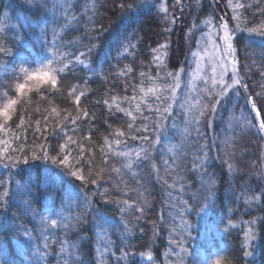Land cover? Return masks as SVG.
<instances>
[{"label":"snow or ice","instance_id":"obj_1","mask_svg":"<svg viewBox=\"0 0 264 264\" xmlns=\"http://www.w3.org/2000/svg\"><path fill=\"white\" fill-rule=\"evenodd\" d=\"M110 2L118 20L127 18L128 35L114 36L105 50L102 41L92 42L99 37L91 36L96 30L99 0H85L83 4L80 0H19L18 4L10 0L7 5L0 0V167L6 173V178L0 174V222L7 221L9 209L19 202L25 216H30L35 225H21L23 236L15 254L10 243L0 242V264H48L53 254L56 264H85L79 254L80 244L71 241L69 233L89 223L90 210L95 212L92 237L83 235L78 239L95 244V264H105V257L114 258L115 264H138L130 237L137 229L141 235L146 234L141 221L145 220L151 204L139 170L148 161H153L156 179L168 189L171 224L164 264H256V253L264 243V149L247 165L257 174L255 187L249 181L239 185V192L230 186L226 213L221 210L215 214L217 180L209 165L213 160L218 161L234 176L239 170L233 163L237 151L241 160L247 155V145L241 141L247 136L264 141V47H259L260 62L252 59L251 64L241 62L238 48L243 44L246 52L251 49L255 54L256 37L264 39V0H212L208 5L209 18L201 24L193 23L185 33L191 62L186 53L185 60L172 70H168L174 56L170 36L178 17L170 11L166 0ZM195 2L200 7L201 0ZM221 5L224 14L216 17V8ZM172 8H179L183 16V0H175ZM16 9L32 14L34 20L13 18ZM142 15L160 17L167 25L168 35L163 43L149 48L144 57L149 71L139 73L140 84L131 85V95L106 94L103 103L108 110L104 119L107 129L100 143L94 140L100 133L96 127L98 118L82 104L87 94L68 77L75 76L81 66L91 70L94 61L90 62L89 58L93 54L106 57L114 50L113 46H117L118 64L122 59L134 58L143 37L138 36L132 25ZM72 32L81 34L69 39ZM196 32H200L198 38ZM134 39L137 43L132 42ZM193 39L195 50L191 49ZM25 48L32 51L23 55L21 50ZM248 58L245 56V61ZM256 73L258 78L250 87L249 80ZM116 75L123 79L127 92L134 68L125 65ZM58 97L71 101L75 107H61ZM233 100L235 105L225 109L229 115L224 134H214L209 145L208 134L202 127L204 121L213 129L221 107ZM99 103L97 100L96 104ZM124 117L126 130L122 125L113 126ZM172 140L177 142L165 143L161 149V175L154 154L162 141ZM189 147L195 149L191 153V168ZM26 170L36 171V179L31 176L27 180L16 179ZM189 171L199 181L191 192V202L183 198L193 187L186 179ZM113 192H119L123 198H114ZM173 192L180 195L174 196ZM95 198L119 207V224L123 225L119 255L112 239V229H118L119 224L114 225L93 208ZM241 200L244 211L237 217ZM74 208L83 211L73 215ZM253 210L259 215H252ZM193 214L195 223L186 219ZM165 222L163 212L159 221H150L148 259H141L139 264H152L153 245ZM233 232L243 233L239 247H221L225 234Z\"/></svg>","mask_w":264,"mask_h":264},{"label":"trees","instance_id":"obj_2","mask_svg":"<svg viewBox=\"0 0 264 264\" xmlns=\"http://www.w3.org/2000/svg\"><path fill=\"white\" fill-rule=\"evenodd\" d=\"M190 2L189 6L185 7L184 14L181 17L178 16L176 13L175 15L178 17L177 23L173 26L174 31L171 33L170 39L172 41L171 51L173 52L174 56L171 60L168 70H172L173 67H178L180 61L185 60V54L189 53V45L185 43V33L191 27L193 23L201 24L203 20L208 19L211 13V8L208 5H211L210 2L207 0H201L200 7H197L195 4V0H188ZM204 1V2H203ZM18 4L19 0H15ZM85 0H80V3L83 4ZM169 4L170 11H174L172 8V0H166ZM10 3V0H3V4L7 5ZM196 6V7H195ZM99 8V12L95 15V31L91 32V36L93 38L99 37V40L93 39L92 42L99 43L102 41L104 43L105 50H108V43L112 40L114 36L119 35H128L125 28L127 25V18H122L118 20V14L114 11L110 0H99L97 4ZM2 10V9H0ZM224 7L221 5L219 8H216L215 16L218 17L224 14ZM13 18L16 16L21 17V19H27L28 22H32L34 20V16L30 13H25L19 9H16L12 12ZM230 15V13H229ZM83 24L84 21L81 22V33L83 31ZM132 27L138 30V36L143 37L142 45L136 50V54L133 57H128L127 59H122L120 63H117L116 56L117 52L115 48L117 46H113L111 52L108 53V56L103 57L98 54H93L92 57L89 58L91 63V70L78 68L76 75L71 76L69 75L68 79L71 83L77 84L87 94V98H82L83 106L87 107L91 112H94L97 116L96 127L100 128V133L94 137V140H98L102 143V135L105 134V130L107 129V125L104 124V119L107 117V108L103 103V100L106 98V94H119L120 96L123 95H131L132 88L131 85L134 83L136 85L140 84L139 73L141 71H149L148 68V60L144 59L149 52L150 47H155L157 43H163L165 41V37L168 33L165 32V28L167 25L161 22V18L157 16H150V15H142L139 22H133ZM131 31V29H129ZM81 33L72 32L69 33L68 38L71 39L75 35H79ZM200 32L195 33V37H199ZM33 42L35 40L32 37ZM89 41L85 38L84 43L87 44ZM133 43H137V40H133ZM256 44L255 47V54H252L251 49L247 52L244 49V45H238L240 49V57L241 62H247L251 64L252 59H255L258 63L260 62V49L259 47H264V39L256 37ZM31 47V45H29ZM196 42L195 39L191 41V49L195 50ZM32 50L30 48H25L21 50V54L28 55L29 52ZM245 56L249 58L245 61ZM150 59V56L148 57ZM189 61L191 62V56L189 53ZM125 65L132 66L134 68V75L129 77V87L128 91H124V81L118 75H116L122 67ZM194 66V65H193ZM93 72L96 74L93 75ZM255 73V68L253 69ZM152 74L155 75V70H152ZM258 78V73L252 76V79L249 80V85L251 87L253 81ZM115 85V86H114ZM99 100L100 103L96 104V101ZM57 103L60 104L61 107H69L74 108L75 105L72 104L71 101L65 100L63 97H58ZM235 105V100L232 103H226L221 107V110L217 113V118L214 122L213 129H209L207 127V120L204 121L202 127L203 130L208 134V144L211 145L212 139L214 134H218L222 136L224 134L223 130L226 129V118L229 115V112L225 109H230ZM127 107V105H124ZM236 114H239V108H236ZM122 116V114H121ZM171 123L170 121L168 122ZM126 130L127 128V118L124 117L123 121H115L114 127H120ZM137 126H139L137 124ZM153 139H155V135L153 134ZM177 141L172 140L170 142L162 141L161 145L158 146L157 152L154 154V161L157 166L161 170V175H163V165L161 162V149L164 148L165 143H176ZM129 143H133L129 141ZM139 143V142H135ZM201 144L204 141H200ZM241 144L247 145V155L240 159V151H237L236 157L237 160L233 163L239 169L234 176H230L227 172L226 167H222L218 161L213 160L210 165L209 169L211 172L214 173V178L217 180V196L213 203V208L216 210L215 214H220V211L227 212V202H228V189L230 186H235L236 191L239 192L240 188L239 185L244 183L245 181H249L253 187H255L257 182V174L255 170L249 169L247 166L253 159L257 156L261 155V150L264 149V143L261 144V141H258L255 136H247L244 140L241 141ZM97 150V158L99 159V144L96 146ZM189 161L188 167L191 168V153L195 151V149L189 147ZM212 156L215 155L213 151L211 153ZM36 164H40V162H35ZM153 161L146 162L140 171V178L142 184L147 188L148 192V199L151 204V207L147 211V216L145 220L141 221V226L145 229V235H141L139 229L135 231L133 236L130 237V243L133 246V249L136 253V259L139 264L141 259H148L146 252H147V243L152 238V225L150 221L157 220L159 221V217L161 212L166 217V222L164 226L161 228L159 238L155 240L153 245V254L154 258L152 259V264H164L163 260V253L167 249L168 241V228L171 224V218L168 216L169 208L167 207L168 204V189L165 187L164 183L158 181L155 177L154 171L152 169ZM42 167V166H41ZM42 171V169H41ZM251 173V175H250ZM0 174H3V178H6V173L2 167H0ZM186 179L191 181L193 187L185 194H183V198L187 199L191 202V192L196 190V187L199 184L197 176L193 172H187ZM31 176L33 179H36L37 172L34 170H26L25 172L21 173V175L17 176L16 179H23L27 180ZM66 180L70 179L65 177ZM169 183H171V177L168 178ZM131 186H135L134 181H130ZM107 186V185H105ZM174 196H179L180 193L173 192ZM113 196L116 199H122V195L119 192H113ZM132 198L135 199V194H132ZM233 204L232 206L235 208L237 205L235 204V197L232 196ZM39 207V205H36ZM57 207H59V202H57ZM93 208L98 210L100 213L105 215L107 218L113 221L114 225L119 224L120 221V212L119 207L115 203H104L99 198H95V203ZM240 212H237V217L240 216V213L244 211V204L243 200L240 201L239 204ZM83 211L82 208H74L72 214H78ZM95 215V212L89 211L88 212V221L89 223L83 225L82 228L72 231L69 233V239L73 242H77L80 244V256L85 261V264H95V244L90 243L88 240L80 241L78 238L83 235H88L92 237L94 232V228L91 224L92 217ZM252 215H259L258 212L255 210L252 211ZM8 219L7 221L0 222V242L10 243L11 250L15 254L18 252V245L20 243V237L23 236V233L20 230L21 225L25 227H34V223L31 221L30 216H25L23 205L21 203H17L13 207H11L7 213ZM244 219H248V216H244ZM186 219L190 220L192 223L196 222L195 215L186 216ZM123 229V225L119 224V228L112 229V239L116 242L115 251L116 254L119 255V249L121 247V231ZM59 235V233H58ZM195 235V232H193ZM243 233H239L237 235L236 232L231 234H225L223 239L221 240V247H227L229 249H236L239 247L241 240H242ZM189 247H192V242H189ZM58 251V249H55ZM143 254V255H142ZM226 255V254H225ZM256 264H264V243L261 244L260 248L258 249L255 257ZM48 264H56L55 254H53ZM105 264H115L114 258L105 257Z\"/></svg>","mask_w":264,"mask_h":264},{"label":"rangeland","instance_id":"obj_3","mask_svg":"<svg viewBox=\"0 0 264 264\" xmlns=\"http://www.w3.org/2000/svg\"><path fill=\"white\" fill-rule=\"evenodd\" d=\"M208 2H210V4H212V0H207ZM174 2H175V0H172V4H174ZM204 2V1H203ZM183 3L185 4V7L187 6H189V4H190V2L188 1V0H183ZM171 4V5H172ZM195 4H196V2H195ZM196 7V6H195ZM174 12L179 16L180 15V10H179V8H176V9H174ZM219 17V16H218ZM33 66H35L34 64H33ZM264 143V141H261V144H263ZM264 148V147H263Z\"/></svg>","mask_w":264,"mask_h":264}]
</instances>
